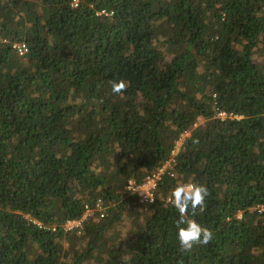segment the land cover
Wrapping results in <instances>:
<instances>
[{"label": "trees", "instance_id": "obj_1", "mask_svg": "<svg viewBox=\"0 0 264 264\" xmlns=\"http://www.w3.org/2000/svg\"><path fill=\"white\" fill-rule=\"evenodd\" d=\"M180 183L209 191L190 253ZM0 264H264V0H0Z\"/></svg>", "mask_w": 264, "mask_h": 264}, {"label": "clouds", "instance_id": "obj_2", "mask_svg": "<svg viewBox=\"0 0 264 264\" xmlns=\"http://www.w3.org/2000/svg\"><path fill=\"white\" fill-rule=\"evenodd\" d=\"M127 86L123 80L111 82V90L117 95H122ZM143 194L146 196L145 193ZM208 196L207 187L196 183H180L171 192L168 203L179 214V219L176 221V234L179 250L182 253H190L196 246L208 245L214 238L210 228L202 226L191 218L198 212L202 213L206 210Z\"/></svg>", "mask_w": 264, "mask_h": 264}, {"label": "built area", "instance_id": "obj_3", "mask_svg": "<svg viewBox=\"0 0 264 264\" xmlns=\"http://www.w3.org/2000/svg\"><path fill=\"white\" fill-rule=\"evenodd\" d=\"M76 2V1H74ZM19 53L22 54L23 51L25 50V46H15ZM217 117L220 119H225L227 117L232 118L233 116L231 115H227L225 112H220L217 113ZM174 152V151H173ZM172 152V154H173ZM169 162H173L172 161H167L165 163V165H163L161 168L157 169L155 172H153L152 174H149L148 176H146L144 178V181L142 184L139 185H135L134 182H129V185L127 187V190L130 192H134L137 194V196L139 197V202L145 204L146 202H151L154 199V191L156 189V186L158 184V182L162 179V176L166 173L167 170L171 169V168H166V165H169ZM136 191V192H135ZM146 194V196L143 193ZM99 212L100 213V217H103V213H102V207L101 204L98 202L97 204H95V208H88L86 207L85 212L83 214V216L81 217L80 220L77 221H68L65 224V230H72L75 228H81L82 227V222L87 220L88 218L93 217V214L95 212ZM53 231L55 230L54 228L52 229Z\"/></svg>", "mask_w": 264, "mask_h": 264}, {"label": "rangeland", "instance_id": "obj_4", "mask_svg": "<svg viewBox=\"0 0 264 264\" xmlns=\"http://www.w3.org/2000/svg\"><path fill=\"white\" fill-rule=\"evenodd\" d=\"M202 123H203V121L200 119V120L194 125L193 128L197 127L198 125H200V124H202ZM189 133H190V132H189ZM189 133L183 134V135L181 136V138L179 139V141H178L177 144H176L175 149L173 150L174 152H173V154L171 155L170 161L173 160V157L177 154V152L179 151V149H180V147H181L182 142L184 141V139H185L186 137L189 136ZM171 167H172V162H169V165H166V168H171Z\"/></svg>", "mask_w": 264, "mask_h": 264}]
</instances>
